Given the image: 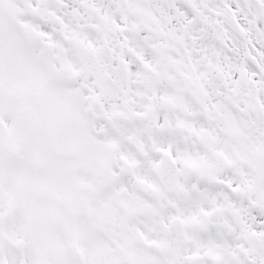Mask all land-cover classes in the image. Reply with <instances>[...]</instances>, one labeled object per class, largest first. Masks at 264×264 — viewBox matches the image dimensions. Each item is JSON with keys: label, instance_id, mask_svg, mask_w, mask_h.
<instances>
[{"label": "snow or ice", "instance_id": "1", "mask_svg": "<svg viewBox=\"0 0 264 264\" xmlns=\"http://www.w3.org/2000/svg\"><path fill=\"white\" fill-rule=\"evenodd\" d=\"M0 264H264V0H0Z\"/></svg>", "mask_w": 264, "mask_h": 264}]
</instances>
